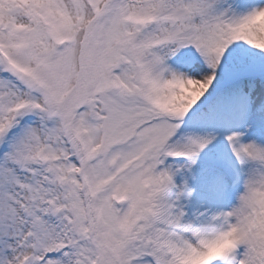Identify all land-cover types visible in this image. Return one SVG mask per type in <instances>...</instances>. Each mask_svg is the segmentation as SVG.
<instances>
[{
  "label": "snow or ice",
  "instance_id": "snow-or-ice-1",
  "mask_svg": "<svg viewBox=\"0 0 264 264\" xmlns=\"http://www.w3.org/2000/svg\"><path fill=\"white\" fill-rule=\"evenodd\" d=\"M0 264H264V0H0Z\"/></svg>",
  "mask_w": 264,
  "mask_h": 264
}]
</instances>
